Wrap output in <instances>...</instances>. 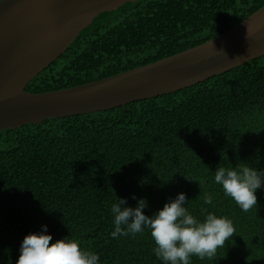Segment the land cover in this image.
I'll return each mask as SVG.
<instances>
[{"label":"trees","instance_id":"obj_1","mask_svg":"<svg viewBox=\"0 0 264 264\" xmlns=\"http://www.w3.org/2000/svg\"><path fill=\"white\" fill-rule=\"evenodd\" d=\"M2 1V0H0ZM264 0H138L105 12L26 90L46 93L105 79L202 45ZM264 170V56L172 94L0 132V264H16L26 234L48 226L100 264H162L149 230L112 239V203L146 197L145 214L186 193L189 211L229 218L236 233L212 259L264 264V189L243 212L214 183L217 166ZM189 178H186V177ZM196 180V181H195ZM199 181V182H198ZM206 194L212 205H203Z\"/></svg>","mask_w":264,"mask_h":264},{"label":"water","instance_id":"obj_2","mask_svg":"<svg viewBox=\"0 0 264 264\" xmlns=\"http://www.w3.org/2000/svg\"><path fill=\"white\" fill-rule=\"evenodd\" d=\"M136 1H0V132L172 94L264 56L263 6L223 35L173 56L72 88L26 90L96 18Z\"/></svg>","mask_w":264,"mask_h":264},{"label":"clouds","instance_id":"obj_3","mask_svg":"<svg viewBox=\"0 0 264 264\" xmlns=\"http://www.w3.org/2000/svg\"><path fill=\"white\" fill-rule=\"evenodd\" d=\"M249 35L247 30V37ZM214 183L221 186L224 195L241 211L248 212L257 206V190L264 189V170L251 165L217 166ZM132 199L137 201L135 206H129L127 199L120 197L112 203L110 235L112 239L135 237L149 230L155 244L152 251L162 264H192L194 256L200 260L212 259L236 233L229 218L207 208L202 218L193 215L184 192L169 198L151 215L144 211L148 207L146 197L138 198L133 194ZM212 204L213 196L206 194L203 205ZM19 253L16 264H100V255L83 249L79 240L68 237L53 240L46 224L39 231L25 235Z\"/></svg>","mask_w":264,"mask_h":264}]
</instances>
